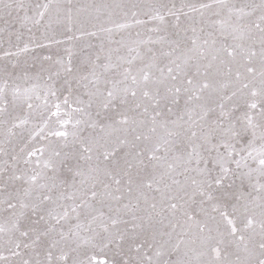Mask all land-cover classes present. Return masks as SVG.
<instances>
[{"label": "snow or ice", "instance_id": "snow-or-ice-1", "mask_svg": "<svg viewBox=\"0 0 264 264\" xmlns=\"http://www.w3.org/2000/svg\"><path fill=\"white\" fill-rule=\"evenodd\" d=\"M0 264H264V0H0Z\"/></svg>", "mask_w": 264, "mask_h": 264}]
</instances>
